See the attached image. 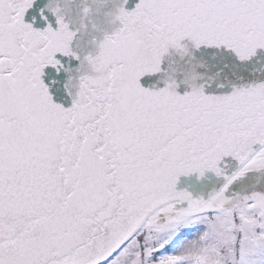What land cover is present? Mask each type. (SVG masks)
<instances>
[{
	"label": "snow or ice",
	"instance_id": "6c2138e0",
	"mask_svg": "<svg viewBox=\"0 0 264 264\" xmlns=\"http://www.w3.org/2000/svg\"><path fill=\"white\" fill-rule=\"evenodd\" d=\"M0 264H264V0H0Z\"/></svg>",
	"mask_w": 264,
	"mask_h": 264
}]
</instances>
